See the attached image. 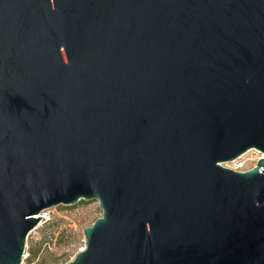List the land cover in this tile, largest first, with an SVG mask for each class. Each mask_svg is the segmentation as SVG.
I'll return each instance as SVG.
<instances>
[{
  "label": "water",
  "instance_id": "obj_1",
  "mask_svg": "<svg viewBox=\"0 0 264 264\" xmlns=\"http://www.w3.org/2000/svg\"><path fill=\"white\" fill-rule=\"evenodd\" d=\"M264 0H0V264L97 201L68 264H264Z\"/></svg>",
  "mask_w": 264,
  "mask_h": 264
},
{
  "label": "rangeland",
  "instance_id": "obj_2",
  "mask_svg": "<svg viewBox=\"0 0 264 264\" xmlns=\"http://www.w3.org/2000/svg\"><path fill=\"white\" fill-rule=\"evenodd\" d=\"M264 155L259 151L252 149L244 153L240 157V162L244 164L246 169H250L255 166L257 160ZM225 167L232 169L233 163L224 164ZM84 201H81V204ZM84 204V203H83ZM62 207H55L54 214L55 220L53 224L46 226H39L33 229L27 236L26 246L27 252L30 256L29 262L35 264H56L72 251L73 245H78L80 240L79 231L67 236L64 231L62 220L58 219ZM100 211H89L86 217L87 223L94 222L97 218L101 217Z\"/></svg>",
  "mask_w": 264,
  "mask_h": 264
},
{
  "label": "built area",
  "instance_id": "obj_3",
  "mask_svg": "<svg viewBox=\"0 0 264 264\" xmlns=\"http://www.w3.org/2000/svg\"><path fill=\"white\" fill-rule=\"evenodd\" d=\"M240 158L236 159L233 161V168L232 170L238 171V172H243L248 169L244 167V164L240 162ZM63 208L61 210L60 214H58V219H61L62 222L61 224L63 225L65 233L71 235L77 231L80 234V240L78 245H73L72 251L67 255L66 258L62 259L59 263L56 264H68L69 262L73 261L75 256L78 253H81L85 251L86 246H85V238L83 235V230L86 227H89L92 225V223H87L86 222V217L89 211H100L99 204L97 201H90V202H85L84 204H81V201L75 205V206H60ZM55 207L51 209H46L40 212L37 216H34L35 218L40 219L36 228L39 226H46L54 223L55 220ZM35 228V229H36ZM29 253L27 252V246H25L24 253L22 255L21 263L20 264H35L34 262H28L29 259Z\"/></svg>",
  "mask_w": 264,
  "mask_h": 264
},
{
  "label": "trees",
  "instance_id": "obj_4",
  "mask_svg": "<svg viewBox=\"0 0 264 264\" xmlns=\"http://www.w3.org/2000/svg\"><path fill=\"white\" fill-rule=\"evenodd\" d=\"M82 203H84V202H82ZM30 261V257H29V259H28V262Z\"/></svg>",
  "mask_w": 264,
  "mask_h": 264
}]
</instances>
